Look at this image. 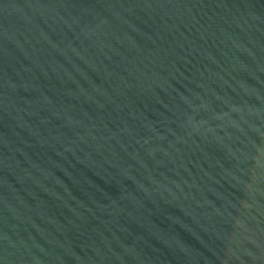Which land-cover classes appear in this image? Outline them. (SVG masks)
<instances>
[{
  "label": "water",
  "instance_id": "95a60500",
  "mask_svg": "<svg viewBox=\"0 0 264 264\" xmlns=\"http://www.w3.org/2000/svg\"><path fill=\"white\" fill-rule=\"evenodd\" d=\"M0 264H264V0H0Z\"/></svg>",
  "mask_w": 264,
  "mask_h": 264
}]
</instances>
